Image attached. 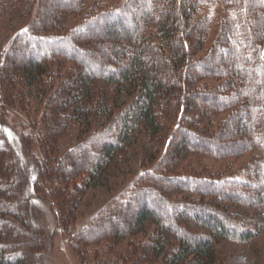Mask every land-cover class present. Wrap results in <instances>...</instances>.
I'll return each mask as SVG.
<instances>
[{
	"label": "trees",
	"instance_id": "1",
	"mask_svg": "<svg viewBox=\"0 0 264 264\" xmlns=\"http://www.w3.org/2000/svg\"><path fill=\"white\" fill-rule=\"evenodd\" d=\"M205 3L222 4L227 15L216 40L200 56L212 29L210 17L197 18ZM85 5L86 0H0V17L6 8L32 16L37 6L27 31L8 49H0V68L8 81L22 82L29 90L46 87L55 59L78 68L64 83L52 90L50 86L57 119L72 116L80 128L88 127L91 117L99 125L110 119L107 101L95 104L90 97L99 79L134 93L128 113L111 128L92 131L57 166L38 161L27 137L19 140L0 117V264H45L40 253L44 229L33 216L32 190L55 198L60 221L68 226L82 195L125 154L134 124L142 122L155 136L159 109L173 100L184 104L188 119L178 131L180 144L159 162L163 171L169 162H179L180 149L189 146L221 156L256 151L262 161L260 176L163 177L150 172L126 199L116 200L97 228L88 226L74 242L80 247L88 234L89 243L102 238L116 245L154 223L151 240L132 246L137 256L131 264H217L218 239L251 241L259 234L234 207L264 205V0H127L93 12L65 34L51 33L63 27L65 17L81 16ZM42 42L57 48H38L40 55H35V43ZM204 81L217 86L210 88ZM229 111L231 120L216 132L212 114ZM51 123L52 132L63 125L60 120ZM42 180L51 182L53 194L41 189ZM27 183L31 191L24 190ZM180 192L184 198L173 200ZM164 234L174 238L169 248Z\"/></svg>",
	"mask_w": 264,
	"mask_h": 264
},
{
	"label": "rangeland",
	"instance_id": "2",
	"mask_svg": "<svg viewBox=\"0 0 264 264\" xmlns=\"http://www.w3.org/2000/svg\"><path fill=\"white\" fill-rule=\"evenodd\" d=\"M126 1L86 0L85 10L81 16L65 17L63 27L57 28L51 33L65 34L69 28L80 24L84 17L94 15L93 12L117 8ZM36 12L37 6L34 8L32 16H27L26 13L21 14L17 9L6 8L0 17V49L2 51L8 49L16 36L30 26ZM206 15L212 20V29L205 42L204 50L199 53L200 56L204 55L216 40L227 11L220 3H205L198 9L197 18ZM93 29V26H90L88 30ZM149 34L153 36L155 34L154 29L150 30ZM154 40L157 41L158 39L155 38ZM35 44L33 48L35 55H40L38 48H43L42 52L57 48L47 42ZM62 60L55 59L52 61V78L49 79L47 86L30 89L31 91L22 82L8 81L11 79H8L3 72L4 69L0 68V117H3L6 126L15 132L19 140L27 137L30 151L38 161H48L54 166L65 161L71 149L87 138L89 134L91 135L92 131L100 128V126H106L105 130L111 128L121 114L128 113L134 95L131 90L123 87L117 89V87L99 79L91 87L90 97L95 104L107 101L112 112L110 119L105 118V121L99 125L90 116V125L80 128L74 124L76 120L72 116H66L64 120L60 117L58 119L61 123L63 122L62 127L60 126L55 132H52L51 122L59 120L57 119L58 112L54 113L53 111V99L49 101L50 97L53 96L51 90L64 83L78 69L73 62ZM107 63L109 62L107 61ZM203 85L212 88L216 87L217 83L204 81ZM184 87L183 85L182 89ZM180 102L173 100L159 109L160 126L155 136L148 134V129L144 128L142 122L134 124L129 136L130 145L125 150V154L121 158L116 157L104 174L96 180L94 186L82 195L73 220L69 222L68 226L64 227L60 221L61 206L55 198L51 196L47 198L45 191L44 193L34 192L28 183L23 184L24 190H32L31 196L36 202L33 207V216L44 229L40 253L45 257V264L134 263V257L137 255L132 254V246L151 240V234L157 229L154 223L146 225L144 230L139 232L134 239H122L116 245L114 240L107 242L104 239L101 240L102 238L101 241L89 243L86 237L88 234L83 236L86 243H81L80 247H77L78 244H75L74 241L76 236L88 226L92 225L91 227L97 228L96 226L100 225V219L109 214V210L116 200L126 199L134 186L145 182L150 172L155 175L161 173L160 176L163 177L169 175V177L176 175L203 178L221 175L260 176L262 161L256 151H247L239 156H221L210 152L190 150L189 146H183L180 149L179 162H169V169L163 171V164L160 165L159 162L166 160V154L171 153L175 148L174 146L180 144L181 138L178 131L184 125L186 126L185 120L188 119L185 113L183 114L182 105L184 104ZM212 115H214V129L218 132L217 130L223 126L221 124L230 119L231 112L213 113ZM224 126L227 124L225 123ZM244 142H247V139ZM40 187L52 194L55 191L50 181L42 180ZM183 198L182 192L173 194V200ZM195 199L200 200L198 197ZM234 208L237 209L236 213L241 219L246 221L250 227L257 226L259 228V234L251 241H241L234 238L218 239L216 242L217 264H264V205L243 204ZM192 218L193 216H189V221ZM121 224L124 225V223ZM108 231L109 229L106 228L104 233L107 234ZM164 238L166 248H169V245L174 243V238L168 234H164ZM115 243H117L116 240Z\"/></svg>",
	"mask_w": 264,
	"mask_h": 264
},
{
	"label": "snow or ice",
	"instance_id": "3",
	"mask_svg": "<svg viewBox=\"0 0 264 264\" xmlns=\"http://www.w3.org/2000/svg\"><path fill=\"white\" fill-rule=\"evenodd\" d=\"M25 31H27V30L25 29ZM262 58H264V53H262ZM9 136H11L10 132H9ZM33 179H35V177H33Z\"/></svg>",
	"mask_w": 264,
	"mask_h": 264
}]
</instances>
